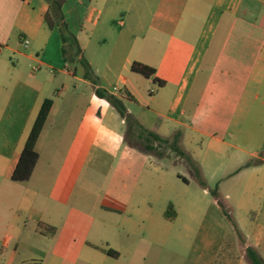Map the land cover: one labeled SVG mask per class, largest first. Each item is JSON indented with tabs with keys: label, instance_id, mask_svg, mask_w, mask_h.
I'll use <instances>...</instances> for the list:
<instances>
[{
	"label": "crops",
	"instance_id": "1",
	"mask_svg": "<svg viewBox=\"0 0 264 264\" xmlns=\"http://www.w3.org/2000/svg\"><path fill=\"white\" fill-rule=\"evenodd\" d=\"M61 13L96 82L63 53ZM135 62L155 75L132 71ZM263 85L264 0H61L59 9L52 0H0V264H251L247 250L261 248L260 235L203 222L192 234L191 221L177 225L178 212L158 210L149 197L157 178L188 165L146 151L139 131L131 141L126 119L97 89L148 107L158 120L151 128L139 110L129 113L161 137L181 132L189 153L187 144L203 139L232 147ZM47 98L38 162L28 180L15 181ZM255 145L235 144L228 168H247L250 155L263 172L264 143ZM138 166L148 167L144 180ZM117 212L128 214L121 224Z\"/></svg>",
	"mask_w": 264,
	"mask_h": 264
},
{
	"label": "rangeland",
	"instance_id": "2",
	"mask_svg": "<svg viewBox=\"0 0 264 264\" xmlns=\"http://www.w3.org/2000/svg\"><path fill=\"white\" fill-rule=\"evenodd\" d=\"M83 2L80 3L79 7L81 11ZM68 5L70 4L68 3ZM76 11L78 12V9ZM122 20L123 16H119L113 23L116 30L120 29ZM107 41L111 42V38H107ZM110 45V43H107L105 46L109 48ZM96 46V42H94L88 53L89 51H95ZM71 63L73 64V62ZM113 74L114 72L109 73L110 78ZM154 87L156 89V86ZM261 92V99L252 105L245 116L246 120H242L241 136L231 139L234 145L249 146L252 144L254 146L256 144L255 146H259L264 143V106L261 104L264 100V85ZM147 108L146 106L141 107L138 104H131L128 105L127 111L136 114V110H139L141 115L144 114L145 116L143 123L147 128H151L158 120L155 119V115L149 114ZM126 125L123 122L122 128L124 131ZM131 126L129 125V137L131 141H138V130L133 124ZM207 143L208 140L203 139L198 144H187L186 147L190 149L188 154L197 161L199 166H202L204 172L202 174L203 184L194 177L191 168L187 166L175 165L168 169L165 167L164 170L167 171L168 175L167 181L162 179L158 181L157 178V182L150 190L149 197L156 200L159 211L169 214V216H175V213L178 212L177 225H181L178 224L180 220L191 221L192 234H195L198 225L203 222L205 224L221 223L218 227L223 224L229 227L231 231L249 237L251 240L255 235H260L263 244L257 251L264 260V170L262 172L254 166L256 164L255 159L250 155H247L245 163L248 166L247 168L242 169L243 167L239 166L228 168L230 160L226 158V155L229 153L233 155L238 151L234 145L213 149L207 147ZM166 152L167 154L177 155L170 149H166ZM179 158L181 159L180 156ZM137 169L140 170L138 178L144 180V172L148 167L138 166ZM179 174L186 177L190 183H184L179 178ZM258 176V180H262V190L253 183ZM131 179L134 180V177H131ZM206 187L209 188L207 192L205 191ZM113 217L121 224L122 220L128 217V214L117 212ZM182 223L184 222L182 221ZM168 246L170 247L169 244ZM247 258H249L248 254Z\"/></svg>",
	"mask_w": 264,
	"mask_h": 264
},
{
	"label": "trees",
	"instance_id": "3",
	"mask_svg": "<svg viewBox=\"0 0 264 264\" xmlns=\"http://www.w3.org/2000/svg\"><path fill=\"white\" fill-rule=\"evenodd\" d=\"M52 2L55 6H57L58 9L61 7V0H52ZM60 31L63 42V53L65 54L67 60H77L80 63V65L84 67L85 77L92 80L93 82H96L97 79L91 68V65L84 59V57L79 58L81 51H80V45L78 39L75 35L70 33L67 24L63 20L62 13H61ZM70 51H76V53L71 58L69 57ZM131 70L134 72H138L143 76L149 78L155 75V69L153 67L144 65L139 62L133 63L131 66ZM156 82H159L160 85L163 84V82L159 80H156ZM97 94L101 97L107 98L109 102L119 111L121 116L126 119L130 127H132L131 124H133L134 127L137 128V130L140 132L139 134L140 137H142L143 148L146 151L150 153H154L159 157H164L166 155H169L167 154L166 149H170V151L182 157L185 160L188 167L191 168L194 177L198 179L200 183L202 184L204 183L202 177L203 175L201 173L199 164L180 147V141L182 136L181 132H177L171 138H164L152 131H146L141 127L138 120L127 111L126 105L120 98H118L113 94H110L105 89H100V88L97 89ZM52 105H53L52 98H47L43 102L39 114L33 125V128L25 143L24 149L21 153L17 166L13 171L12 174L13 180L26 181L31 177L39 159V153L36 150V144L42 132V129L45 125V122L47 120ZM180 177L185 182L189 181L186 177L182 175H180ZM108 253H111V251H108ZM247 254L252 264H264V260L260 257L256 249L249 247L247 250Z\"/></svg>",
	"mask_w": 264,
	"mask_h": 264
},
{
	"label": "built area",
	"instance_id": "4",
	"mask_svg": "<svg viewBox=\"0 0 264 264\" xmlns=\"http://www.w3.org/2000/svg\"><path fill=\"white\" fill-rule=\"evenodd\" d=\"M24 43H25V45H28L29 44V40L28 39H25L24 40Z\"/></svg>",
	"mask_w": 264,
	"mask_h": 264
}]
</instances>
